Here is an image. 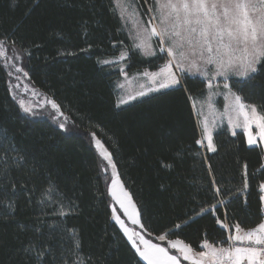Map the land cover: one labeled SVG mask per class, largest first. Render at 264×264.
Returning a JSON list of instances; mask_svg holds the SVG:
<instances>
[{"label": "trees", "instance_id": "16d2710c", "mask_svg": "<svg viewBox=\"0 0 264 264\" xmlns=\"http://www.w3.org/2000/svg\"><path fill=\"white\" fill-rule=\"evenodd\" d=\"M140 1L144 8L152 0ZM5 37L24 52L34 86L56 100L75 130L23 112L0 58V264H37L30 246L45 253L39 264H146L112 219L92 132L112 153L148 234L171 230L168 238L200 251L205 239L226 245L236 223L247 230L264 221L261 146L226 127L215 133V152L196 144L192 99L205 95L204 78L184 74L182 86L117 106L121 73L103 60L126 49L127 71L136 72L158 69L165 54L146 56L134 46L115 0H0ZM258 68L233 89L264 114ZM217 200H224L218 210L197 215Z\"/></svg>", "mask_w": 264, "mask_h": 264}, {"label": "snow or ice", "instance_id": "6c2138e0", "mask_svg": "<svg viewBox=\"0 0 264 264\" xmlns=\"http://www.w3.org/2000/svg\"><path fill=\"white\" fill-rule=\"evenodd\" d=\"M131 3L132 0H115V6L120 9L121 17L135 16L137 10L134 8L129 10ZM149 11L156 15H153L147 22V26L139 24L137 21L138 27L135 38L139 40V44L136 47L146 50L149 55H153L150 41L156 37L158 38L159 51L168 56V60L159 73L151 74V83L155 84L156 87H149V92L182 86L181 78L174 71V68L184 69L183 62L188 59L187 53L195 54L198 52V59L202 60L205 65L217 67V71L213 75H224L226 78L228 75H236L250 79L258 72V66L264 68V0H154V7ZM157 19L159 28L154 23ZM6 42L7 37L0 40V55L5 54L4 45ZM124 55L122 54L120 59H123ZM103 63L108 64L110 62L103 61ZM188 67L199 70L197 60L191 61ZM203 74L208 77V87L212 88L213 76H210L208 71H204ZM223 88L229 90V93L234 97L230 114H228L229 123L234 124L235 127L248 129V145H255L257 136L260 140H264V114L258 113L255 105L246 106L239 95L231 93L229 83L225 82ZM137 95L143 96L145 92H139ZM132 99L135 97L130 95L128 100ZM225 99H228L227 94ZM48 103L52 109L64 117V113L60 111L61 106L55 99L48 101ZM124 103L127 101H119V104ZM20 105L25 112L32 111L30 107H24V100H20ZM225 107L228 108L229 106L226 105ZM241 116H243V124L240 122ZM64 119L67 120L68 117H64ZM253 124L258 129L256 133L251 131ZM65 127V123H59L60 129H65ZM201 132V138L196 140V144L205 145V141H207L208 151L215 152L213 134L207 118L202 122ZM91 137L95 141L96 147L100 149L99 155L107 162L106 165H102L103 169L107 171V166H111L108 191L112 200L123 210V215L133 225H139L141 229L136 231L128 227L125 221L121 219V215L117 214L116 207H112V218L119 224L128 241L131 242L135 253L146 264H181L177 255L172 254L169 247L162 246L161 243H154L152 239L146 238L147 230L142 223L141 212L120 179V174L116 170L117 166L113 162L112 153L100 139L96 138L95 132L91 133ZM166 167L170 166L166 165ZM213 186L215 192L219 194L221 189L215 187V180H213ZM13 187L15 186L13 185ZM244 187L245 189L248 187L247 181H245ZM260 188L264 190V183L260 184ZM52 190L50 188L48 191ZM260 199L264 200V196H261ZM223 204L224 200H217L216 204L209 208H202L197 215L218 210L217 205ZM59 214L66 215L64 211ZM221 223L217 219V224ZM181 227L180 224L175 225V229ZM222 227L227 229L229 225L223 224ZM234 228L235 234L228 235L222 241V243L233 242L229 244V247L217 248L205 239L201 246L206 250L198 253L194 252L191 246L183 240H168L171 230L161 233L155 239L161 242L166 241L173 250L178 249L185 261L199 257L200 259L194 260V264H204L206 257H210L213 264H264V222L247 231L243 230L239 223H236ZM235 242H239V246ZM79 248L80 244L76 243L75 249ZM75 249L73 252L78 256ZM27 251L36 254L37 264L45 255L43 250L32 246ZM80 264H83V261H80Z\"/></svg>", "mask_w": 264, "mask_h": 264}, {"label": "rangeland", "instance_id": "374dc122", "mask_svg": "<svg viewBox=\"0 0 264 264\" xmlns=\"http://www.w3.org/2000/svg\"><path fill=\"white\" fill-rule=\"evenodd\" d=\"M153 7H154V0L147 2L146 6H144V8L141 5L140 0H132L131 8L129 10L131 11L132 8L136 9L137 11H136L135 16L129 17L126 15L125 17H121V15H120V17L123 21V25L126 28L128 34L132 40V43L134 44L135 47L137 44H139V40L135 38L137 27H138L137 21L139 22V24H144L145 26H147V22L153 17V15H156L155 13L149 11V9H151ZM117 10L120 14V9L117 8ZM154 23H156L157 27L159 28L158 19L156 21H154ZM150 43L152 44V51L154 52L153 55H155L156 53H159L160 51H159L158 38L153 37L151 39ZM4 49H5V54L0 55V58H1L5 68L7 70L11 91H12L14 97L16 98V100L18 101L19 104H20V100H24L25 101L24 107H30L32 109L31 112H25L23 110V107H21L23 112H25L26 114H28L32 117L48 118L51 122H53L58 127H59V123H65L66 127H65V129H62V130L66 131V132L74 131L75 125L73 124L72 120L68 117V115L60 108V111H62L64 113V117H68V119L65 120L64 117L60 116L59 113L55 109H52V107L48 103V101L52 100L53 98L50 97L49 95L45 94L39 88L35 87L34 84L31 82L29 75H28V72L26 70V66H25L24 52L20 48H18L17 46L9 43L8 41L4 45ZM137 49L139 51H141V53L146 55V56H153V55L147 54L146 50H142L140 48H137ZM160 53L165 54L163 52H160ZM122 54H125V55H124L123 59H120ZM187 55H188V59H186L183 62L185 65L184 69L174 68V71H176V73L180 76L181 81H182V76L184 74H188L191 76H199V77H202L206 80V93H205V95L200 97V98H197V99H192V105L194 108V112L196 114L198 126L200 129V134L202 135V132H201L202 122L205 120V118H207V120L209 121V126H210L212 134H213V144H214L215 148H216L215 133L217 132L218 129H220L222 127L228 128L230 130V132H232V133H236L237 131H242L243 133H245L246 138H247L248 129L246 127H235L234 124L229 123L228 114H230L231 105L233 104L234 97L229 93V90L223 88V84L225 82H227L230 85L231 93H235L236 95H238L233 89L234 81L237 79L243 80V79H246L247 77L228 75L226 78L224 75H213L217 71V67L215 65H205L202 60L198 59V57H199L198 52L195 54L187 53ZM128 56H129V53L127 52V50L123 49L119 54L110 56V57L106 58L105 60H103V61H109L110 62V63H108L109 65H112L115 68H118L120 70L121 74L118 77L117 82H116L118 104H119L120 100H126L127 103H130V102H133L139 98L147 96L151 93L157 92V91H152V92L148 91L149 87H152V88L156 87L155 84L151 83V74L159 73L160 69L162 67H164L165 62L168 60V56L165 54L164 61L162 63H160V66L156 70H150L148 68H145V69H142V70H139L136 72H128L127 71V63H126ZM193 60H197V63L199 64V70L189 69L188 65ZM103 64H105V63H103ZM204 71H208L209 75L213 76V78H212L213 87L212 88L208 87V77H206L203 74ZM25 73H27V75H25ZM139 92H145V95H143V96L137 95V93H139ZM226 94L228 95L227 100L225 99ZM130 95L134 96L135 99L128 100V97ZM241 100L246 106L251 105V104L245 103L242 98H241ZM127 103H124V104H127ZM124 104H119V105H124ZM226 105H228L229 107L226 108L225 107ZM257 112L262 114L258 109H257ZM240 122H241V124H243V116L240 117ZM251 131L253 133L258 132V129L256 128L255 124L252 125ZM96 138H97V136H96ZM256 138H257V143L255 145L261 146L262 151H263V161H264V140H260L259 136H257ZM89 139L93 143V145H94V147L98 153V156L100 158L101 169L104 173L106 180L108 181V185H110V180L108 179V177L111 175V171H112L111 166L110 165L107 166V171H105L103 169L102 165H106L107 162L104 161L102 159V157L99 155L100 149L96 147L95 141L92 139L91 134H89ZM102 143L104 144L103 141H102ZM206 144H207V141H205V145H201V146L203 148L207 149ZM104 146L106 147L105 144H104ZM208 152H210V151H208ZM113 162L115 163L114 159H113ZM116 170H117V167H116ZM117 172H118V170H117ZM120 179L122 180L121 176H120ZM123 183H124V181H123ZM124 187L130 193V191L127 189L125 183H124ZM131 196H132V194H131ZM132 199L136 203L133 196H132ZM136 205H137V203H136ZM111 206L116 207L117 214L121 215V219H123L125 221V224L128 227L133 228L136 231L141 230L139 225H133L131 223V221L128 220L127 217H125L123 215V210L120 209L119 205L115 204V202L113 200L111 201ZM137 208H138V206H137ZM113 221L120 228L119 224L114 219H113ZM120 230L123 232V230L121 228H120ZM123 234L127 239V236L125 235L124 232H123ZM145 235H146V238L152 239L154 243H161L162 246L169 247L172 254L177 255L181 264H194L195 259H200L199 257H194L193 259L185 261L183 259V256L179 254L178 249H175V250L171 249L170 245H168L166 241H163V242L157 241L155 239V237L157 235H148L147 232L145 233ZM168 240H175V239L168 238ZM128 242L131 245V242L130 241H128ZM230 243H233V242H230ZM230 243H227L226 245H218V246L229 247ZM134 251H135V249H134ZM144 263H146V262H144ZM204 264H205V261H204ZM207 264H213V263H211V260H209V261H207Z\"/></svg>", "mask_w": 264, "mask_h": 264}, {"label": "crops", "instance_id": "0c3cea01", "mask_svg": "<svg viewBox=\"0 0 264 264\" xmlns=\"http://www.w3.org/2000/svg\"><path fill=\"white\" fill-rule=\"evenodd\" d=\"M264 222V221H263ZM243 229V228H242ZM243 230H245V231H247V230H250V229H243ZM230 234H235V228H234V230H233V232L232 233H230ZM230 243V242H229ZM214 247H217V248H219V247H221V246H218V245H214ZM206 249H202V250H200V251H205ZM200 251H197V250H195L194 252H196V253H198V252H200ZM205 260V264H207V261H209V260H211V263H213V261H212V259L210 258V257H206V258H204Z\"/></svg>", "mask_w": 264, "mask_h": 264}, {"label": "built area", "instance_id": "2783aa9c", "mask_svg": "<svg viewBox=\"0 0 264 264\" xmlns=\"http://www.w3.org/2000/svg\"><path fill=\"white\" fill-rule=\"evenodd\" d=\"M263 211H264V200H263ZM235 243H236L237 246H239V243L238 242H235Z\"/></svg>", "mask_w": 264, "mask_h": 264}]
</instances>
